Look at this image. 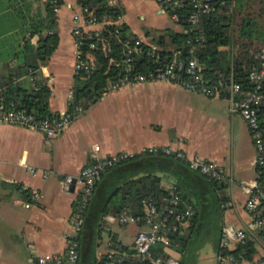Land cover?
Listing matches in <instances>:
<instances>
[{
  "label": "crops",
  "instance_id": "crops-1",
  "mask_svg": "<svg viewBox=\"0 0 264 264\" xmlns=\"http://www.w3.org/2000/svg\"><path fill=\"white\" fill-rule=\"evenodd\" d=\"M61 1L56 10L58 46L40 70L51 92L49 110L58 116L67 111L72 96L71 29L72 17L79 9L78 0ZM109 5L122 12L117 22L153 49L157 48L155 32L167 42L168 31L183 30L155 0H110ZM95 30L99 27L87 29ZM230 106L226 98H208L175 85L147 83L101 95L53 138L0 125V264H38V259L46 255H64L73 237L69 221L81 189L78 177L90 163L94 145L99 147L100 158L118 153L138 155L148 147H169L186 157L216 163L227 177L222 193L229 205L222 213V225L242 230L254 239L256 254L243 264H261L264 241L248 228L243 190L255 178L252 162L256 153L246 124ZM28 168L35 172L30 173ZM67 177L72 182L65 186ZM161 185L172 188L166 178ZM30 191H37L40 198L31 199ZM25 203H29L28 208ZM110 216L100 224L98 260L116 252L126 257L133 251L136 234L146 230L140 225L109 223ZM202 249L196 264H215L214 245Z\"/></svg>",
  "mask_w": 264,
  "mask_h": 264
},
{
  "label": "trees",
  "instance_id": "trees-1",
  "mask_svg": "<svg viewBox=\"0 0 264 264\" xmlns=\"http://www.w3.org/2000/svg\"><path fill=\"white\" fill-rule=\"evenodd\" d=\"M109 1L78 0L79 7L87 8L99 21L112 24L103 28L97 38L85 40V43L95 41L97 44L94 49H84L92 59L94 70L89 74L74 75L67 113L73 114L78 106L86 110L101 98L107 85L122 75L126 42L138 39L129 33L126 25L114 23L122 12L110 7ZM185 2L183 10L166 9L169 16L178 15L177 24L182 27V32L168 31V41L159 37L155 49L142 43L143 53L134 57L133 72L147 74L173 60L194 59L202 67L206 85H218L219 82L223 85L220 97H229L226 88L231 81L250 88L248 72L257 66L256 56L264 48V0H226L220 11L200 18L197 27L200 33L190 31V25L186 23L191 7L188 0ZM252 4L260 6L255 13L250 11ZM61 5V0H0V106L4 109L20 110L36 119L60 117L49 110L51 92L41 79L40 70L58 46L56 10ZM259 119L264 137V109L260 110ZM257 169L260 171L258 182L264 186V163ZM163 178L171 183V189L162 187ZM224 185V182H212L190 170L174 156L161 153L138 154L109 168L94 186L83 224L75 237L78 264H105L108 261V255L96 259L97 235L105 216H116L129 209L139 217L144 201L159 208L168 205L172 195L178 197L176 212L192 210L190 224L183 234H168L170 246L157 244L152 247L151 258L179 255V264H185L184 258L210 214L216 218V230L204 237L198 251L211 244L217 255L221 252L222 205L229 202L222 193ZM138 225L142 226V222ZM254 232L264 241V228ZM227 253L243 261H252L256 254L255 241L246 235L243 245H236ZM124 259L125 264H150L149 259H139L134 251H128ZM260 263L264 264V259Z\"/></svg>",
  "mask_w": 264,
  "mask_h": 264
},
{
  "label": "built area",
  "instance_id": "built-area-1",
  "mask_svg": "<svg viewBox=\"0 0 264 264\" xmlns=\"http://www.w3.org/2000/svg\"><path fill=\"white\" fill-rule=\"evenodd\" d=\"M162 8L173 7L183 10L186 0H155ZM226 0H188L191 7L186 17V23L190 25V31L198 30V23L202 16L220 11L224 7ZM171 20L179 21L177 14L170 16ZM120 17L117 18V21ZM114 22L116 25L118 22ZM71 34L74 39V75L79 73L89 74L94 70L92 59L85 53L84 49L96 48V42L85 43V40L98 36L103 28L112 23L106 20L99 21L87 8L79 7L78 12L72 17ZM99 27L98 31H87L89 28ZM198 40H196L197 42ZM142 41L137 39L133 42H126V57L121 62L123 65L122 75L112 83H109L102 92V96L110 92H116L125 87H135L147 83H160L175 85L189 92L197 93L208 98H219L223 85H206L200 67L194 59L186 62L173 60L169 64L156 68L155 70L143 74L133 72L132 63L134 57L142 55ZM257 66L253 67L247 75L250 88H243L240 84L230 82L226 88L229 95L230 109L240 115L253 140L255 158L252 167L255 171V178L243 187L247 198L244 203V210L249 217L248 228L252 231H259L264 228V186L258 182L260 171L258 166L264 163V137L260 128L259 112L264 109V48L256 56ZM70 96L68 103L71 101ZM68 105V104H67ZM81 107H76L74 113H63L58 119H36L34 116L20 110H6L0 106V125L17 126L32 132L53 138L66 129L70 123L82 112ZM99 147L94 145L91 149L90 163L85 166L79 174L81 189L79 198L70 218V226L73 230V237L70 238L68 246L63 256L46 255L38 259V264H78V244L75 237L81 229L83 218L93 194L94 186L100 177L111 167L131 159L134 154L118 153L111 157L100 158L98 156ZM172 155L182 161L190 170L196 171L206 176L212 182H226L227 177L220 167L210 161H204L197 156L186 157L180 151H173L169 147H148L140 154ZM34 173L33 169H29ZM46 177V173L43 175ZM72 178L64 179V185L68 186ZM23 190H26L23 187ZM30 198L38 200L40 194L37 191H30ZM178 197L172 195L168 205L157 208L150 202H143V212L139 217L133 215L129 209H124L116 216L108 217L109 223L120 225H138L142 222L145 231H140L134 238L133 251L139 259H149L150 264H179V261L170 256L166 259L151 258L150 250L157 244L165 247L170 246L169 233L183 234L189 227L192 210L190 208L181 212H176ZM229 203L222 205L223 212L228 208ZM29 207V203L23 205ZM246 241V234L242 230H234L228 226H223L219 247L221 252L215 256V264H243L244 261L227 252L234 249L236 245H243ZM105 264H125V255L122 252L110 253Z\"/></svg>",
  "mask_w": 264,
  "mask_h": 264
},
{
  "label": "rangeland",
  "instance_id": "rangeland-1",
  "mask_svg": "<svg viewBox=\"0 0 264 264\" xmlns=\"http://www.w3.org/2000/svg\"><path fill=\"white\" fill-rule=\"evenodd\" d=\"M251 7H252V10H250V11L251 12L253 11V13H255L259 9L260 6L257 5V4H252ZM168 23H169V25H171V23L169 21H168ZM158 35H159L158 32L154 33L153 41L157 42V40L159 39ZM259 47L262 48L263 45H261ZM210 215L211 216H209L207 218L208 219L207 220V224L204 225V227L201 229V234L197 235L195 237V239L193 241V244L191 246L192 248L190 250V253L187 255V257L184 258L185 264H196L197 263V260L200 257V251L203 250V249H200V251H198L199 248H200L199 245L203 242V240L205 238H207L208 236L214 234V231L216 230V218L212 214H210ZM196 251H198V252L196 253ZM172 257L176 258L177 260H179V258H180L179 255H172Z\"/></svg>",
  "mask_w": 264,
  "mask_h": 264
}]
</instances>
